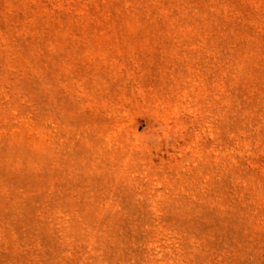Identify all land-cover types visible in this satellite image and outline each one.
<instances>
[{"label": "rangeland", "instance_id": "374dc122", "mask_svg": "<svg viewBox=\"0 0 264 264\" xmlns=\"http://www.w3.org/2000/svg\"><path fill=\"white\" fill-rule=\"evenodd\" d=\"M0 264H264V0H0Z\"/></svg>", "mask_w": 264, "mask_h": 264}]
</instances>
